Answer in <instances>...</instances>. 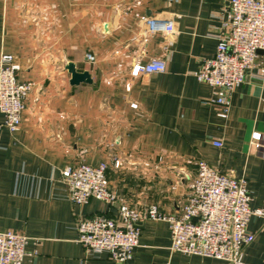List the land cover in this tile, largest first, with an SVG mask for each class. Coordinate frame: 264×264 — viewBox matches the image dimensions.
Returning <instances> with one entry per match:
<instances>
[{
    "label": "crops",
    "instance_id": "obj_1",
    "mask_svg": "<svg viewBox=\"0 0 264 264\" xmlns=\"http://www.w3.org/2000/svg\"><path fill=\"white\" fill-rule=\"evenodd\" d=\"M229 1L0 0V55H12L19 80L32 84L18 130L0 131V231L27 238L23 264H114L85 252L77 223L115 219L121 205L176 215L198 159L245 178L249 208L264 211L262 54L234 88L225 119L210 103L219 91L195 76L215 55ZM151 19L174 32L149 31ZM153 61L165 71L131 76L136 63ZM67 63L92 82L71 86ZM80 162L107 165L113 205L70 202L61 173ZM138 226L126 264H229L172 252L167 222ZM247 230L254 241L242 262L264 264V217L252 216Z\"/></svg>",
    "mask_w": 264,
    "mask_h": 264
},
{
    "label": "built area",
    "instance_id": "obj_2",
    "mask_svg": "<svg viewBox=\"0 0 264 264\" xmlns=\"http://www.w3.org/2000/svg\"><path fill=\"white\" fill-rule=\"evenodd\" d=\"M221 33L213 58L205 59L196 73L198 82L217 89L219 94L210 103L218 108V116L225 119L234 88L244 82L246 72L256 65L258 51L263 62L259 71L264 74V0H230L223 14ZM149 31L174 32L171 22L151 19ZM90 62L94 57L86 55ZM20 67L9 54L0 55V131L15 133L21 123L24 103L32 84L19 80ZM165 71L164 63L153 61L136 63L131 76ZM129 88V87H127ZM135 109L136 105H131ZM252 144L260 148V134L253 133ZM213 145L222 144L214 141ZM115 167L119 163L115 161ZM107 165L92 166L83 162L65 168L62 180L67 186L69 200L76 205L90 199L113 205L116 201L107 176ZM251 195L245 178L232 172L222 173L205 160L196 161V170L188 185L184 204L176 215L164 214L157 205H150L144 214L126 205L117 209V218L97 215L77 223V242L88 254L105 253L114 264H126L138 246L143 220L164 221L169 225L170 250L182 255L198 256L243 264L244 250L254 241L247 230L250 218L264 217V211L249 208ZM27 238L13 231H0V264H23Z\"/></svg>",
    "mask_w": 264,
    "mask_h": 264
},
{
    "label": "water",
    "instance_id": "obj_3",
    "mask_svg": "<svg viewBox=\"0 0 264 264\" xmlns=\"http://www.w3.org/2000/svg\"><path fill=\"white\" fill-rule=\"evenodd\" d=\"M262 54V51H258ZM65 70L70 74V85L78 86L79 84H90L92 82L90 74L87 71L78 72L73 63H67Z\"/></svg>",
    "mask_w": 264,
    "mask_h": 264
}]
</instances>
